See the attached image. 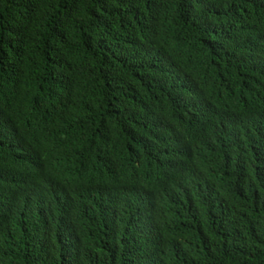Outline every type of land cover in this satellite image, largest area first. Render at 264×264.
<instances>
[{"label": "trees", "instance_id": "1", "mask_svg": "<svg viewBox=\"0 0 264 264\" xmlns=\"http://www.w3.org/2000/svg\"><path fill=\"white\" fill-rule=\"evenodd\" d=\"M0 264H264V0H0Z\"/></svg>", "mask_w": 264, "mask_h": 264}, {"label": "clouds", "instance_id": "2", "mask_svg": "<svg viewBox=\"0 0 264 264\" xmlns=\"http://www.w3.org/2000/svg\"><path fill=\"white\" fill-rule=\"evenodd\" d=\"M54 103L57 104L58 107H57L56 110H54L53 119L51 120L52 124H55L57 121L64 120V119H66L69 116L68 108H67L66 105H63L62 103H56V102H54ZM47 104L48 103L41 104L42 108L44 109ZM77 240H78V242L80 244L81 238H78ZM70 247L71 246H70V244L68 242L64 243V250L66 252V255L68 254V251H69ZM68 255L74 256L75 252H73V250L71 249V251L69 252Z\"/></svg>", "mask_w": 264, "mask_h": 264}]
</instances>
